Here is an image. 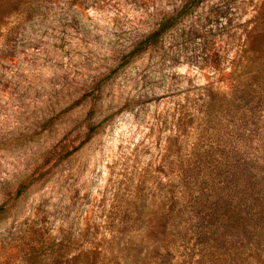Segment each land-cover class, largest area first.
Listing matches in <instances>:
<instances>
[{
  "label": "rangeland",
  "instance_id": "rangeland-1",
  "mask_svg": "<svg viewBox=\"0 0 264 264\" xmlns=\"http://www.w3.org/2000/svg\"><path fill=\"white\" fill-rule=\"evenodd\" d=\"M2 205L0 264H264V0H51L12 16Z\"/></svg>",
  "mask_w": 264,
  "mask_h": 264
},
{
  "label": "trees",
  "instance_id": "trees-1",
  "mask_svg": "<svg viewBox=\"0 0 264 264\" xmlns=\"http://www.w3.org/2000/svg\"><path fill=\"white\" fill-rule=\"evenodd\" d=\"M49 1L51 0H0V35L12 16H21L30 19L40 13L43 9H46ZM178 17V12L164 14L159 19L157 27L150 33L144 35V38L135 43V46L131 51L123 55L122 59H120V66L127 63L129 58L142 50L143 46L146 44L155 43L160 35L176 23ZM95 128L96 127L94 126L91 127V131ZM6 210V205L0 206V216L6 212Z\"/></svg>",
  "mask_w": 264,
  "mask_h": 264
}]
</instances>
